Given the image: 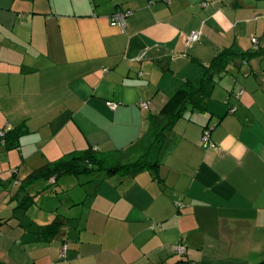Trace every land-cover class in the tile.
<instances>
[{
	"label": "crops",
	"instance_id": "1",
	"mask_svg": "<svg viewBox=\"0 0 264 264\" xmlns=\"http://www.w3.org/2000/svg\"><path fill=\"white\" fill-rule=\"evenodd\" d=\"M149 1L0 0V131H24L18 148L0 146V262L12 264L3 241L20 232L33 244L26 264L264 260V0ZM117 11H131L124 31L110 25ZM225 49L262 54L236 59L207 111L174 124L156 170L45 181L50 215L13 231V210L31 196L26 215L41 194L30 191L44 180L23 183L30 173L87 148L133 152L149 116ZM205 127L216 149L201 145ZM56 218L61 231L45 241L39 229Z\"/></svg>",
	"mask_w": 264,
	"mask_h": 264
},
{
	"label": "trees",
	"instance_id": "2",
	"mask_svg": "<svg viewBox=\"0 0 264 264\" xmlns=\"http://www.w3.org/2000/svg\"><path fill=\"white\" fill-rule=\"evenodd\" d=\"M261 54L262 52L239 53L233 49L221 51L210 65L202 67L201 75L196 81L187 82L169 99L159 113L149 116L148 131L139 143L134 145L136 149L133 152L129 150L117 151L113 154L104 155L93 148H87L80 154L70 155L55 163H48L34 170L23 183L31 185L40 180L48 182L52 179L53 185L60 177L65 175L74 177L87 175L93 180H104L110 175L135 176L145 170H156L159 165V153L174 124L183 118L187 112L207 111V103L217 83V77H220L236 59L246 62ZM206 128L208 127L204 129ZM23 132L21 127L9 132H3V136L0 137V146L3 145L6 149L18 148V138ZM114 156L122 158L129 156L132 160L133 157L135 159L125 164L118 161L114 163L108 162V159ZM32 204L33 197L27 195L20 201L19 207L22 211H26ZM61 228L62 223L56 218L50 224L40 227L38 233L43 236L45 241H50L60 233ZM182 263L194 264L189 261ZM0 264L4 263L0 262ZM257 264H264V260Z\"/></svg>",
	"mask_w": 264,
	"mask_h": 264
},
{
	"label": "rangeland",
	"instance_id": "3",
	"mask_svg": "<svg viewBox=\"0 0 264 264\" xmlns=\"http://www.w3.org/2000/svg\"><path fill=\"white\" fill-rule=\"evenodd\" d=\"M135 156V155H134ZM135 159V157H133V160ZM131 159V157L129 156H125L124 158L119 157V156H114L111 159H108V162L110 163H114L115 161L120 162L122 164L128 163L130 161H133ZM6 169H4L3 171H5ZM4 173H8V172H1V175ZM11 174V173H10ZM13 180V179H12ZM11 180V181H12ZM13 183V182H11ZM44 182H40L39 185H36V187L30 191L33 193H38L40 195H38V199H37V203L36 205H34L33 207L30 208L29 212H27V214L25 215L19 208L18 206L13 210L14 212V216H12L11 221L13 222L12 224L15 225V223L19 224L20 226H18L19 228H14V232L24 228V232L29 235V232H32L34 230V223L33 221H31V219H33L34 216L38 217V212L41 210V208H45L47 213L45 212L46 216L50 215L49 212V208H53L54 207V202L53 201H48L46 198V196L48 194H51V192H53L52 190H49V188H52V186H50L47 190V188L45 187H40V185L43 184L44 186ZM38 188V189H37ZM45 189V190H43ZM40 190V191H39ZM38 191V192H37ZM44 192V193H42ZM46 192V193H45ZM44 194V195H42ZM21 227V228H20ZM8 228V226H6V229ZM26 230V231H25ZM5 231V230H4ZM17 232V233H18ZM8 236H11L10 238H8ZM5 240L3 242H5V248L3 250V253L8 254L7 259H9V261L12 264H26L27 262L29 263L30 261V255L27 256L26 250L27 249H31L33 247V244L27 242L26 238H22L21 237V232L18 234H11V235H6ZM63 248V245L61 247V250ZM68 248V247H67ZM67 251V250H66ZM65 256V255H64ZM63 256V257H64ZM62 257V256H61ZM32 262H30L31 264Z\"/></svg>",
	"mask_w": 264,
	"mask_h": 264
},
{
	"label": "built area",
	"instance_id": "4",
	"mask_svg": "<svg viewBox=\"0 0 264 264\" xmlns=\"http://www.w3.org/2000/svg\"><path fill=\"white\" fill-rule=\"evenodd\" d=\"M148 3L151 4L152 0H150ZM130 15H131V11H117L110 16V18H109L110 25L113 27L119 28L121 31H124L125 27H126V19ZM187 39H188L187 41L189 43L197 42L200 40V34L197 32H194V33L190 34ZM252 43L254 45V48H256L257 43H258L257 39L252 38ZM243 93H244V91L241 90L238 94L241 96ZM108 105L113 110L116 108V105L113 103H109ZM139 106L143 110H149V108H150L149 102L141 101L139 103ZM2 136H3V132L0 131V137H2ZM200 143L204 148L216 149V145L210 139V130L208 128L203 130ZM66 250H67V244H64L62 251H61L62 256L65 255ZM175 251L179 255H183L186 252V250L183 246H176Z\"/></svg>",
	"mask_w": 264,
	"mask_h": 264
}]
</instances>
